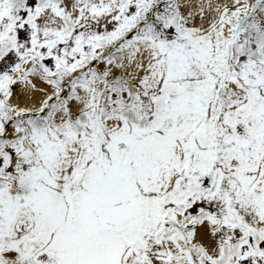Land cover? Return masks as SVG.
<instances>
[{
    "label": "snow or ice",
    "instance_id": "snow-or-ice-1",
    "mask_svg": "<svg viewBox=\"0 0 264 264\" xmlns=\"http://www.w3.org/2000/svg\"><path fill=\"white\" fill-rule=\"evenodd\" d=\"M0 264H264V0H0Z\"/></svg>",
    "mask_w": 264,
    "mask_h": 264
}]
</instances>
